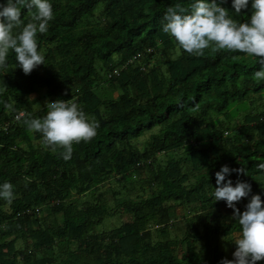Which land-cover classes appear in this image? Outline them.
Instances as JSON below:
<instances>
[{
  "label": "trees",
  "instance_id": "trees-1",
  "mask_svg": "<svg viewBox=\"0 0 264 264\" xmlns=\"http://www.w3.org/2000/svg\"><path fill=\"white\" fill-rule=\"evenodd\" d=\"M52 2L49 30L38 34L46 64L26 74L10 52L0 66V182L12 181L16 193L11 202L0 198V264L233 259L221 238L234 239L239 225L234 209L215 200V172L243 168L230 174L252 184L249 197L234 202L241 211L253 193L264 200V108L251 107L264 93L254 76L260 64L214 46L202 56L183 50L163 31L178 0ZM218 3L233 11L231 0ZM34 11L22 8V19ZM249 14L250 4L235 15ZM39 89L48 102L76 100L100 121L69 159L25 124L27 114L40 115L30 97ZM104 179L117 184L107 186L111 199ZM180 217L182 234H171ZM108 218L119 222L101 228Z\"/></svg>",
  "mask_w": 264,
  "mask_h": 264
},
{
  "label": "clouds",
  "instance_id": "clouds-1",
  "mask_svg": "<svg viewBox=\"0 0 264 264\" xmlns=\"http://www.w3.org/2000/svg\"><path fill=\"white\" fill-rule=\"evenodd\" d=\"M249 4L247 18H237L235 14L248 9ZM231 5L233 11L218 0H190L187 5L178 0L166 10L163 31L189 54L202 56L214 46L253 56L260 64L255 79L264 81V0H231ZM22 8L35 10L27 22L22 19ZM54 16L52 0H0V66L6 64L10 52L26 74L45 63L38 34L49 30ZM46 109L43 115L27 114L25 124L41 134L48 149H63L60 155L64 159L71 158L75 144L89 141L98 133L100 121L90 118L76 100H52ZM258 168L264 169V162ZM232 172L244 170L223 164L215 172V200L223 199L234 209L233 217L239 225L232 240L236 245L233 259L223 257L220 264H256L264 259V200L260 193H253L241 211L234 202L249 197L252 184L239 178L233 183ZM14 189L12 181L0 182V198L11 202L16 196Z\"/></svg>",
  "mask_w": 264,
  "mask_h": 264
},
{
  "label": "rangeland",
  "instance_id": "rangeland-1",
  "mask_svg": "<svg viewBox=\"0 0 264 264\" xmlns=\"http://www.w3.org/2000/svg\"><path fill=\"white\" fill-rule=\"evenodd\" d=\"M107 88L105 87V90H106ZM31 98H32V104H31V108L33 109V110H35V111H40L39 112V114L40 115H42V107H44L45 106V104L48 102V97H46L45 96V93H44V89H39L36 93H32L31 94V96H30ZM256 103V102H255ZM255 103H253L252 104V106L251 107H253L254 109H262V108H264V93H263V96L259 99V100H257V104L255 105ZM253 109V110H254ZM241 116H242V113H240L239 115H238V117H237V120L239 121L240 119H241ZM152 130V129H151ZM150 130H148L146 133H145V135L144 136H142V137H140L138 140H137V143L138 144H140V143H142L143 142V140L147 137V133L149 132ZM160 157V156H159ZM162 157V159H164L165 158V156H161ZM103 182H104V185L106 186V188L104 189L103 188V191H106V195H107V197L109 198V199H111V191H110V189H109V187L112 185V186H114L115 188H117V184L116 183H114L113 181H111L110 182V180H108V179H104L103 180ZM110 183V184H109ZM108 185H110L109 187H107ZM145 188V187H144ZM144 192H145V194H147V190H146V188L144 189ZM130 195L131 196H135V193L132 191V192H130ZM229 207V206H228ZM182 213H183V208L182 207H180V206H178V208H177V215H182ZM119 221L117 220V219H115V218H108V219H106L104 222H103V226H101V228H103V229H109V228H112V227H114V226H116L117 225V223H118ZM182 223V219H181V217L179 218V219H177L176 221H175V223H178V225H180L181 223ZM170 230H171V234H178V235H181L182 234V232H183V226H182V224L178 227H174V226H172L171 228H170ZM233 239H230V238H226V240L224 241V240H222V238H221V250H222V252H223V254H224V256H228V255H232V253L234 252V250H235V248H236V245H235V243L232 241ZM18 243H21V240H18ZM198 244L199 243H197L196 245L198 246Z\"/></svg>",
  "mask_w": 264,
  "mask_h": 264
}]
</instances>
